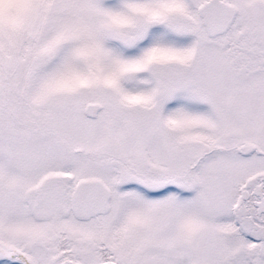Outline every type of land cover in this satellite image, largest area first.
I'll return each instance as SVG.
<instances>
[{"label":"snow or ice","instance_id":"1","mask_svg":"<svg viewBox=\"0 0 264 264\" xmlns=\"http://www.w3.org/2000/svg\"><path fill=\"white\" fill-rule=\"evenodd\" d=\"M0 264H264V0H0Z\"/></svg>","mask_w":264,"mask_h":264}]
</instances>
